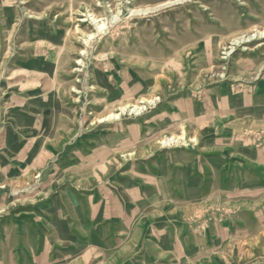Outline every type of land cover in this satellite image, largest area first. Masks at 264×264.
Instances as JSON below:
<instances>
[{
    "label": "rangeland",
    "instance_id": "1",
    "mask_svg": "<svg viewBox=\"0 0 264 264\" xmlns=\"http://www.w3.org/2000/svg\"><path fill=\"white\" fill-rule=\"evenodd\" d=\"M0 264H264V0H0Z\"/></svg>",
    "mask_w": 264,
    "mask_h": 264
},
{
    "label": "bare ground",
    "instance_id": "2",
    "mask_svg": "<svg viewBox=\"0 0 264 264\" xmlns=\"http://www.w3.org/2000/svg\"><path fill=\"white\" fill-rule=\"evenodd\" d=\"M171 140L173 141V139H167V140L162 141V143H168Z\"/></svg>",
    "mask_w": 264,
    "mask_h": 264
}]
</instances>
